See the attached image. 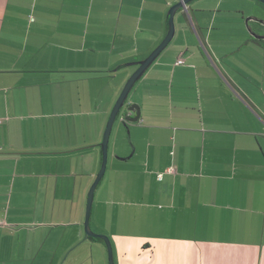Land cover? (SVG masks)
<instances>
[{
  "label": "crops",
  "instance_id": "1",
  "mask_svg": "<svg viewBox=\"0 0 264 264\" xmlns=\"http://www.w3.org/2000/svg\"><path fill=\"white\" fill-rule=\"evenodd\" d=\"M226 1L176 18L132 90L134 149L118 133L91 220L116 264H264V52L256 97L232 61L257 59L252 14ZM174 3L0 0V264H109L85 233L88 195L113 107Z\"/></svg>",
  "mask_w": 264,
  "mask_h": 264
},
{
  "label": "water",
  "instance_id": "2",
  "mask_svg": "<svg viewBox=\"0 0 264 264\" xmlns=\"http://www.w3.org/2000/svg\"><path fill=\"white\" fill-rule=\"evenodd\" d=\"M260 3L264 4V0H256ZM194 2H199L201 5L205 6V2H200V0H178L175 1L174 5L169 10V32L166 38L162 41V43L143 61L136 63L139 67L138 69L131 75L129 80L127 81L124 89L121 92L117 102L115 103L113 110L110 114L109 120L107 122V126L104 132L103 141L101 144L102 151H103V162L101 169L96 177L95 182L93 183L87 201V208H86V217H85V233L88 238H96L101 239L104 241L107 253H108V263L109 264H116L115 263V256H114V248L112 245V241L109 236L107 235H100L96 234L91 228V215L92 209L94 205L95 199V192L104 178L108 166V159H109V143L110 138L112 135L114 124L121 112V110L127 105L126 112L124 113L125 118V126L129 129L128 124L137 123L140 121L141 113L140 107L136 104L130 105L127 103L129 95L131 94L133 88L140 81L148 69L156 62V60L160 57V55L165 51V49L169 46L176 34V23L175 20L179 16L187 22V19H191L190 16V5ZM135 115L134 117H132Z\"/></svg>",
  "mask_w": 264,
  "mask_h": 264
},
{
  "label": "rangeland",
  "instance_id": "3",
  "mask_svg": "<svg viewBox=\"0 0 264 264\" xmlns=\"http://www.w3.org/2000/svg\"><path fill=\"white\" fill-rule=\"evenodd\" d=\"M173 1L175 2V0H173ZM228 1H226V3H230V2H232L234 0H230V2H228ZM248 1H245L244 0V2L243 1L240 2L241 4L240 3L239 4H236V6H234V8H238V9L240 8L241 10L246 11V15L247 16H249L250 14H252V16H261V15H264V5L263 4H261V3L257 2V1L253 2L254 0H251L252 2L251 1L248 2ZM208 5H210V3H206L205 6H208ZM227 30L228 31H231L232 29L230 30V27H228ZM232 32L233 33H238L237 32V29L236 30L234 29ZM256 53H257V56H256L257 59H255V61L252 62V66H247V67H249L248 70H247V67L243 68L242 66H240L244 62V57L243 56H241V57H235V58L232 59V61L234 63L233 68L236 69V70H238L239 75H240V76L237 77V79H240L239 81H241V82H244L245 81V84L244 85H246V87L248 86L249 89H250V91L253 92V94L256 97H259V96L262 95L261 93L258 92L259 86H255L256 84L255 85H252L251 84V82H261V81H263L262 80L263 79V77H262L263 65H262V62H260V60H259V57H262L261 56L262 54L259 53L258 50H257ZM228 63L231 64V65L233 64V63H230V62H228ZM132 97H133V94L132 95L130 94L129 95V98H128V101H127L128 104H130L131 101L133 100ZM126 107H127V105L121 110V112H120V114H119V116H118V118H117V120H116V122L114 124L113 131H112V135H111L112 137L110 138V143H109V156H110V158H112V160H113V154H114L113 149L115 147V140L117 139L118 133H119V135H120V137L122 139V143L125 144L126 147H131V149H134L133 143H132V140H131V130H130V128L129 129L126 128V126L124 124H122V121H121L124 113L126 112ZM1 121H2V124H3L4 121L3 120H1ZM111 163H110V169H111ZM108 176H109V173H108ZM102 189H103V186H101L99 188L98 192L96 193L97 199H96V204H95V201H94V205H93V209H92L91 220H92V217L95 218V217L98 216L97 214H98L100 208L102 210V207H100V205H99V202H100L99 196H100V193H101ZM116 208H120L121 209L122 206L119 205ZM133 209H135V208H133ZM115 225H116V223H115ZM92 230L96 234L106 235L105 233H102L101 230L98 229L95 226V224H93ZM110 230H111L110 232L116 231V226L114 228L110 229ZM99 241L101 243H103V241H101V240H99Z\"/></svg>",
  "mask_w": 264,
  "mask_h": 264
},
{
  "label": "flooded vegetation",
  "instance_id": "4",
  "mask_svg": "<svg viewBox=\"0 0 264 264\" xmlns=\"http://www.w3.org/2000/svg\"><path fill=\"white\" fill-rule=\"evenodd\" d=\"M255 1L256 0L253 2ZM249 18L251 22L248 25V31L251 36V40L258 46L259 52H264V15L250 16Z\"/></svg>",
  "mask_w": 264,
  "mask_h": 264
},
{
  "label": "built area",
  "instance_id": "5",
  "mask_svg": "<svg viewBox=\"0 0 264 264\" xmlns=\"http://www.w3.org/2000/svg\"><path fill=\"white\" fill-rule=\"evenodd\" d=\"M175 1H178V0H175ZM185 63V61L183 59H180L177 61V64L178 65H183ZM2 124V121L0 120V125Z\"/></svg>",
  "mask_w": 264,
  "mask_h": 264
},
{
  "label": "trees",
  "instance_id": "6",
  "mask_svg": "<svg viewBox=\"0 0 264 264\" xmlns=\"http://www.w3.org/2000/svg\"><path fill=\"white\" fill-rule=\"evenodd\" d=\"M90 239H92V240H94V241H98V240H101V239H96V238H90ZM101 241H103V240H101ZM104 242V241H103ZM105 244V243H104ZM106 246V245H105ZM113 248H114V246H113Z\"/></svg>",
  "mask_w": 264,
  "mask_h": 264
}]
</instances>
